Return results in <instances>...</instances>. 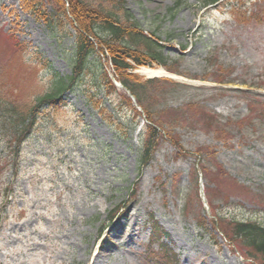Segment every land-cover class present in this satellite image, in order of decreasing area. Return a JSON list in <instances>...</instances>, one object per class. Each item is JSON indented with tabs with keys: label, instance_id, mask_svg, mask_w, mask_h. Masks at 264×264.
I'll return each mask as SVG.
<instances>
[{
	"label": "rangeland",
	"instance_id": "rangeland-1",
	"mask_svg": "<svg viewBox=\"0 0 264 264\" xmlns=\"http://www.w3.org/2000/svg\"><path fill=\"white\" fill-rule=\"evenodd\" d=\"M126 2L167 48V65L153 68L211 85L164 82L154 93L153 114L183 108L192 117L171 126L190 115L168 112L146 165V115L135 114L124 90L109 96L92 73L63 95V108L38 112L18 155L11 128H0V264H160L166 256L171 264H264L224 235L235 220L264 225V0L228 1L248 5L236 12L211 0ZM64 9L62 17L58 0H0L1 105L36 107L57 75H70L77 31ZM152 217L169 238L150 249ZM117 243L122 250L111 252ZM150 250L162 253L150 258Z\"/></svg>",
	"mask_w": 264,
	"mask_h": 264
},
{
	"label": "trees",
	"instance_id": "trees-1",
	"mask_svg": "<svg viewBox=\"0 0 264 264\" xmlns=\"http://www.w3.org/2000/svg\"><path fill=\"white\" fill-rule=\"evenodd\" d=\"M211 1L215 4L220 0ZM66 3L72 19L76 22L75 31H77L75 48L69 61L71 63L70 75L64 77L57 75L52 92L46 94L44 98H38L39 102L36 107L23 109L8 102L3 105L0 103V126L3 130L8 126L11 128L9 129L11 131L10 145L15 144L17 151L33 133V129L38 122L39 110L45 106L57 109L58 105L64 101L62 95L78 88L79 83L86 77V74L92 73L93 81L98 80V84H95L99 85L101 83L100 86L106 88V93L109 96L113 95L116 92L115 86L109 77V72H107L108 66L105 67L101 62L103 59L105 62L110 61L111 69L118 82L122 83L135 96L137 103L143 110V114L148 119L149 123L146 126L147 132L145 133L149 137L141 140L143 148L141 163L146 165L151 159V154L156 151L159 139L162 140L166 136L165 132L168 125L163 122L164 117L168 116L169 113L191 114L189 113L190 110H184L183 108L165 109V111L153 114L151 112L155 105L153 95L160 90L161 85L164 82L172 83L173 86L180 85L176 83L174 85L172 81L168 80H141L133 74V71L137 68L142 66L152 67L154 63L166 66L169 61L168 57L165 56L166 48L161 45V39L158 38L155 32L146 33L142 22L134 17L126 0H58V4L63 11L60 14L62 17L67 12L64 9ZM227 4L231 5L232 2ZM176 5L180 7L181 3L178 2ZM240 6H245V4L238 2L232 4L234 11H237ZM99 53L102 54V57ZM90 70L91 72H89ZM192 111L205 117L204 111L201 110L199 105H194ZM136 113L138 116L142 115L135 109ZM189 117L192 116H187V119L177 116V120L171 119L166 123L171 126L177 125V122L181 121L187 123L190 120ZM194 177L197 180L199 179L197 170L194 172ZM224 231L231 244L236 243V241L239 242L243 249L248 250L252 259L257 260L255 258L260 257L264 262L263 224L259 221L235 220L228 223L224 227Z\"/></svg>",
	"mask_w": 264,
	"mask_h": 264
},
{
	"label": "bare ground",
	"instance_id": "bare-ground-1",
	"mask_svg": "<svg viewBox=\"0 0 264 264\" xmlns=\"http://www.w3.org/2000/svg\"><path fill=\"white\" fill-rule=\"evenodd\" d=\"M140 75H143L145 77H149V78H153V76H157V77H164V76H168L169 73L166 70L163 69H149V68H142V70H140Z\"/></svg>",
	"mask_w": 264,
	"mask_h": 264
}]
</instances>
